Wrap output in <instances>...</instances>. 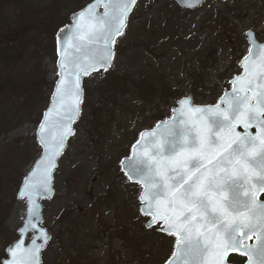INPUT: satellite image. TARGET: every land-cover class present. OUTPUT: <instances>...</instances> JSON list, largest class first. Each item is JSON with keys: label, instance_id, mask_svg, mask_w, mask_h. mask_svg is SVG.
<instances>
[{"label": "rangeland", "instance_id": "rangeland-1", "mask_svg": "<svg viewBox=\"0 0 264 264\" xmlns=\"http://www.w3.org/2000/svg\"><path fill=\"white\" fill-rule=\"evenodd\" d=\"M91 1L0 0V262L26 218L16 194L41 154L36 131L57 81L56 32ZM249 30L264 44V0H208L191 11L139 0L108 71L82 80L79 120L53 173L52 198L41 201L50 234L41 264L166 263L175 238L145 228L140 188L120 161L177 101L215 105L230 90ZM86 223L94 237L79 242Z\"/></svg>", "mask_w": 264, "mask_h": 264}, {"label": "snow or ice", "instance_id": "snow-or-ice-1", "mask_svg": "<svg viewBox=\"0 0 264 264\" xmlns=\"http://www.w3.org/2000/svg\"><path fill=\"white\" fill-rule=\"evenodd\" d=\"M186 2L195 7L201 0ZM135 4L94 0L73 14L68 35L60 30L55 104L38 133L44 154L20 193L28 199V219L19 231L35 234L29 247L23 239L10 246L12 258L5 264H40L50 236L33 222L39 219L36 197L52 191L56 157L80 111L81 77L111 66L113 45ZM250 43L240 62L243 74L230 81L231 92L203 107L192 106L191 98L181 100L176 115L141 133L132 158L121 161L127 179L143 186L139 211L150 217L145 226L175 238L166 264H231L230 253L246 257V264H264V200L259 198L264 194V44Z\"/></svg>", "mask_w": 264, "mask_h": 264}, {"label": "water", "instance_id": "water-1", "mask_svg": "<svg viewBox=\"0 0 264 264\" xmlns=\"http://www.w3.org/2000/svg\"><path fill=\"white\" fill-rule=\"evenodd\" d=\"M139 0H136V4H137V2H138ZM174 1V3L180 8V9H183V10H187V11H191V10H195V9H197V8H199L200 6H202L207 0H201V2H200V4L198 5V6H195V7H189V6H187V2H186V0H185V2H182V0H173ZM220 1H224V0H220ZM94 2V0H92L89 4H91V3H93ZM89 4H87L84 8H82L81 10H83V9H85ZM136 4L132 7V9L130 10V12H129V14L132 12V10L134 9V7L136 6ZM81 10H79V11H81ZM78 11V12H79ZM96 11H97V13H100V14H102L103 13V11H104V9H103V7H99V8H97L96 9ZM78 12H76V13H78ZM75 14V13H74ZM129 14H128V16H129ZM72 17H73V14L71 15V17H70V23L69 24H67V25H65V26H63L62 28H60L57 32H56V35H55V65H56V69H57V81H56V83H55V86H54V89H53V92H52V94H51V96H50V103H49V106L47 107V109L43 112V114H42V119H41V121H40V123H39V125H38V128H37V131H36V140H37V143H38V146L40 147V149H41V155H40V157L36 160V162L34 163V165L32 166V168L30 169V171L28 172V174L26 175V177H28L29 176V174L33 171V169L36 167V165H37V163H38V161H40V159H41V157L43 156V154H44V150H43V147H42V145L40 144V142H39V138H38V133H39V129H40V124L42 123V121H43V119H44V114L51 108V107H53V105L55 104V100L53 99V97H54V94H55V91H56V84H57V82H58V80L60 79V77H59V75H58V71H59V69H58V61H59V59H60V57H59V51H58V49H59V47H60V43L58 42V40H57V37H59V36H61L62 34H61V29H65V32L63 33V35H68V31H67V29H68V27L71 25V23H72ZM128 18V17H127ZM126 24H127V19H126ZM125 28H126V26H125ZM125 28H124V30H125ZM124 30H123V32H124ZM121 36V35H120ZM120 36H118L117 38H116V40L120 37ZM247 38H248V40H247V43L249 44V46H250V48H252L253 47V44L252 43H250V41L251 42H254L255 44H257V45H260V44H258L256 41H255V37L253 36V34L251 33V35H249V33H247ZM71 43V42H70ZM115 45V44H114ZM114 45H113V52H114ZM249 48V49H250ZM249 52V51H248ZM248 55V54H247ZM240 66V65H239ZM241 68V67H240ZM108 69H109V67H108ZM107 69V70H108ZM106 70V71H107ZM241 70H242V73L240 74V75H242L243 74V69L241 68ZM105 70L103 69V68H100V69H98V70H94V71H92L89 75H87V76H82L81 77V81H80V83H82V79L83 78H85V77H89V76H91L92 74H96V73H99V72H104ZM234 79V78H233ZM229 85H230V90L229 91H224L223 92V94L225 93V92H231L232 91V85H231V83H229ZM222 94V95H223ZM82 97H83V94H82V84H81V101H82ZM188 98H191V102L193 103V98L190 96V97H188ZM186 99V98H185ZM183 100V99H182ZM181 101V100H180ZM180 101H178L177 102V108H174V109H178V108H180ZM219 101V100H218ZM81 104H82V102L80 103V105H79V108H80V111H79V114H78V116H77V118L75 119V121L72 123V125H71V128H72V134H70L67 138H66V140H65V146H64V148L62 149V151H61V154L59 155V156H57L56 157V161H55V167L52 169V175H53V173H54V171H55V169L57 168V162H58V160H59V158L61 157V155L63 154V152L65 151V148H66V143H67V140L73 135V132H74V125H75V123L78 121V119H79V117H80V112H81ZM192 106H193V104H192ZM203 107V106H202ZM176 114L173 112V109H172V115H171V117L169 118V119H166L165 121H167V120H170V119H172L174 116H175ZM164 122V121H163ZM163 122H159V123H157L156 125H155V127L153 128V129H155L156 128V126L158 125V124H161L162 125V123ZM153 129H151V130H146V131H143V132H150V131H152ZM237 131H240V132H243V128L242 127H240V126H238L237 127ZM250 131H252L253 133L255 132V129L253 128V129H250ZM143 132H141V133H143ZM140 133V134H141ZM138 139H140V135H139V138ZM134 145H136V143L134 144ZM133 145V146H134ZM133 146L131 147V150H130V156L128 157V158H124V159H122L121 161H125V160H130V158H132V156H133V152H132V148H133ZM138 151H139V149H138ZM120 167H121V171L124 173V175H125V170H124V167L122 166V164L120 163ZM126 176V175H125ZM25 177V178H26ZM25 178H24V180H23V182H22V185H21V187H20V189L18 190V193H17V195H16V198L19 200V201H25L26 202V204H27V213H26V218H25V221H24V223L22 224V226L20 227V228H22V227H24V225H25V222H26V220L28 219V199H27V196H24L23 198H20V193H21V189L23 188V186H24V181H25ZM127 178V177H126ZM130 183H132V184H135V185H138L139 187H140V189H141V192H140V194H139V196L142 194V192H143V186L142 185H140V184H138V183H136V182H134V181H129ZM51 188H52V179H51ZM52 194H53V188H52V191L50 192V193H48L46 196H40V197H36V202L39 204V209H38V215H39V219H33V222L34 223H36L37 224V227L38 228H43L42 226H41V224H42V221H43V219H42V206H41V201H43V200H50V198H51V196H52ZM261 195H264V194H261ZM260 195V196H261ZM138 201H139V203H140V205H141V202H140V200H139V198H138ZM140 214L143 216V217H148V216H145L144 214H142L141 212H140ZM149 219H150V217H148ZM19 228V229H20ZM145 228H147L146 226H145ZM44 229V228H43ZM147 229H151V228H147ZM46 232H47V230L46 229H44ZM29 233H31V239L30 240H28L27 241V235L29 234ZM48 233V232H47ZM162 233V232H161ZM17 234H18V236H19V238H18V240L16 241V242H14L12 245H10V246H14L15 245V243H17L20 239H23V241H24V246L25 247H29V246H31V240H32V238H33V236H34V234H35V232H34V230L33 229H29L27 232H25L23 235H21V233H20V231L18 230V232H17ZM49 234V233H48ZM163 234H165V233H163ZM165 235H167V234H165ZM168 236V235H167ZM49 241V240H48ZM48 241H47V243H48ZM255 242V240H254V238H253V240H252V243H254ZM37 243L39 244V243H42V241L41 240H37ZM47 245V244H46ZM9 246V247H10ZM9 247L6 249V255H7V258L6 259H4V260H2L1 261V264H5V262L6 261H8V260H11V254H10V252H9ZM45 248V247H44ZM44 248L41 250V253H42V251L44 250ZM41 253H40V264H41ZM231 255H238L239 256V254L238 253H230V256ZM243 258H245V260H246V257H243ZM245 264H246V261H245Z\"/></svg>", "mask_w": 264, "mask_h": 264}, {"label": "flooded vegetation", "instance_id": "flooded-vegetation-1", "mask_svg": "<svg viewBox=\"0 0 264 264\" xmlns=\"http://www.w3.org/2000/svg\"><path fill=\"white\" fill-rule=\"evenodd\" d=\"M249 32H251L252 34H253V36L255 37V39H256V41H257V38H256V34H255V32L254 31H251V30H249V31H246L245 32V34H244V37H245V42H246V44H247V46H248V50H249V48H250V46H249V44L247 43V40H248V38H247V33H249ZM258 42V41H257ZM259 43V42H258ZM261 44V43H260ZM247 53H248V51H247ZM247 55V54H246ZM121 170V169H120ZM129 182V181H128ZM130 183V182H129ZM131 184V183H130ZM133 185V184H132ZM261 200H264V195H261L260 197H259ZM51 200V199H50ZM105 201H108V199L107 198H105ZM249 243H251V241H249ZM99 247H100V245H99ZM101 248V247H100ZM245 261V259L243 258V257H240V256H237V255H233V256H230V261H231V264H241V261Z\"/></svg>", "mask_w": 264, "mask_h": 264}, {"label": "bare ground", "instance_id": "bare-ground-1", "mask_svg": "<svg viewBox=\"0 0 264 264\" xmlns=\"http://www.w3.org/2000/svg\"><path fill=\"white\" fill-rule=\"evenodd\" d=\"M80 212H83L82 210H80ZM92 224H84L81 228L80 231L81 233L78 235L79 238V242L82 238L88 237V238H93V232H92ZM129 227V225L127 226Z\"/></svg>", "mask_w": 264, "mask_h": 264}, {"label": "trees", "instance_id": "trees-1", "mask_svg": "<svg viewBox=\"0 0 264 264\" xmlns=\"http://www.w3.org/2000/svg\"><path fill=\"white\" fill-rule=\"evenodd\" d=\"M56 31V30H55Z\"/></svg>", "mask_w": 264, "mask_h": 264}]
</instances>
